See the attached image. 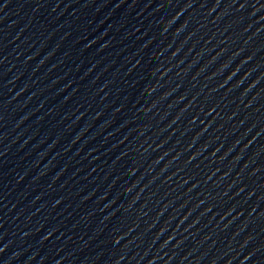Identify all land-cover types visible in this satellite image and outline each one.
Returning <instances> with one entry per match:
<instances>
[{"label":"water","instance_id":"95a60500","mask_svg":"<svg viewBox=\"0 0 264 264\" xmlns=\"http://www.w3.org/2000/svg\"><path fill=\"white\" fill-rule=\"evenodd\" d=\"M0 264H264V0H0Z\"/></svg>","mask_w":264,"mask_h":264}]
</instances>
